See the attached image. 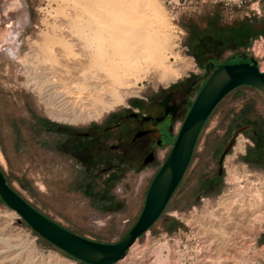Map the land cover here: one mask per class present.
I'll use <instances>...</instances> for the list:
<instances>
[{"label": "rangeland", "instance_id": "obj_1", "mask_svg": "<svg viewBox=\"0 0 264 264\" xmlns=\"http://www.w3.org/2000/svg\"><path fill=\"white\" fill-rule=\"evenodd\" d=\"M117 1L0 0V152L4 158L0 168L9 185L44 215L77 235L105 244L119 243L139 221L149 187L171 154L180 133L176 130L180 123L183 126L208 72L212 75L222 65L251 62L253 57L250 48L209 35L191 48L190 28L204 31L211 29V23L237 26L250 21L264 29V0H119L122 6ZM91 7V13L86 11ZM140 9L151 15L148 30L143 19H137L143 17ZM92 11L102 18L123 13L118 22L132 19L137 38L130 36L132 44L124 40L113 44L117 48L110 47L125 51L140 45L139 58L132 60L135 53L113 62L109 43L92 49L91 44H99V36L93 40L89 34ZM146 32L148 39L141 35ZM82 47L86 49L81 51ZM258 61L264 72V57ZM179 89L189 90L188 103L156 163L144 168L140 156L117 157L111 152L109 144L122 135L107 133L108 128L115 129L123 120L121 130L126 131L132 113L145 114L151 104ZM116 96L124 100L110 111L104 109ZM63 101L78 111L76 122L52 118V112L65 111ZM91 112L95 117L84 118ZM248 124L258 131V138L243 132ZM92 130L90 139L72 133ZM163 156H167L164 162ZM203 200H209L208 207ZM263 213L264 92L246 86L215 109L164 214L137 241L134 251L116 264H209L208 260L220 257L221 264H264ZM200 225L211 235L200 234ZM219 226L233 234L236 246L205 244L219 236ZM55 247L0 203V264H84ZM219 250L225 253L218 255Z\"/></svg>", "mask_w": 264, "mask_h": 264}, {"label": "water", "instance_id": "obj_2", "mask_svg": "<svg viewBox=\"0 0 264 264\" xmlns=\"http://www.w3.org/2000/svg\"><path fill=\"white\" fill-rule=\"evenodd\" d=\"M264 92V73L256 60L218 67L194 102L173 150L149 187L143 213L128 235L116 244L99 243L53 221L16 192L0 168V197L43 239L85 264H116L159 221L189 169L206 123L218 105L241 87ZM234 139L222 157L233 149ZM222 171V170H221Z\"/></svg>", "mask_w": 264, "mask_h": 264}, {"label": "flooded vegetation", "instance_id": "obj_3", "mask_svg": "<svg viewBox=\"0 0 264 264\" xmlns=\"http://www.w3.org/2000/svg\"><path fill=\"white\" fill-rule=\"evenodd\" d=\"M209 75L210 72L206 78H209ZM188 91L184 89L172 91L163 100L151 104L145 114L132 113L129 118L131 124L126 131L121 130L123 120L116 124L115 129L108 128L107 133L118 131L122 135L115 140V143L109 144L111 152L116 153L117 157L135 158L140 156L143 158L142 167L144 168L156 163L157 159L163 155L162 149L168 145V140L174 137L175 122L182 115L188 103ZM243 132L253 133V136L258 138V131L251 124L246 125ZM72 133L84 139H90L95 131ZM166 134L167 137H165ZM94 146L99 148L97 143ZM173 146L174 144L172 148ZM165 157L167 158V156ZM223 173L221 171V176Z\"/></svg>", "mask_w": 264, "mask_h": 264}, {"label": "bare ground", "instance_id": "obj_4", "mask_svg": "<svg viewBox=\"0 0 264 264\" xmlns=\"http://www.w3.org/2000/svg\"><path fill=\"white\" fill-rule=\"evenodd\" d=\"M119 1V0H118ZM118 1L116 2V3H118ZM120 2V1H119ZM122 2H124V1H122ZM121 3V2H120ZM94 4V3H93ZM111 4V3H110ZM115 4V3H114ZM119 4V3H118ZM122 4L123 3H121V6H122ZM113 5V4H112ZM97 6H100V4L98 3L97 4ZM116 6H118L117 4H116ZM116 6H115V8H116ZM118 9H119V7H117ZM116 8V9H117ZM124 8V7H123ZM130 8V7H129ZM129 8H127V9H129ZM86 9V8H85ZM84 9V10H85ZM90 9L91 10H93L92 9V7L91 8H88V9H86V11L87 10H89L88 12L89 13H91V11H90ZM107 9V8H106ZM120 9H122V8H120ZM147 9V8H146ZM123 10V12L124 11H126L125 9H122ZM96 11V10H95ZM95 11H92V13L93 12H95ZM106 11V14H108L107 13V10H105ZM116 12H119L118 10H115ZM115 11H114V13H115ZM137 11V10H136ZM140 11H141V9H140ZM110 12V11H109ZM97 13V12H96ZM96 13H93V14H90V15H92V21H91V23H90V25L88 26L89 28H90V33L89 34H91V36H99L98 37V42H99V44L98 45H93V44H91L90 45V47L92 48V49H97V50H99V48L101 49L102 48V45H105V44H108L109 46H106V47H108V48H111L110 46V44H114V43H117L118 42V44L120 45V43L119 42H121V41H123L124 42V40H128V38H130V36H134V37H136L135 36V32H136V25L134 26V25H132V24H134L133 23V21H132V19H130V20H128L127 21V18H129V17H126L125 19H126V21L125 20H121L120 22H118V20L119 19H121V16H123V17H125V15H121V14H123V13H120V15L119 16H117L116 15V13L114 14V15H116L117 17H120L119 19H117V17L115 18V17H111V18H102L101 17V15L102 14H100V12H98L100 15H98V14H96ZM113 14V12L111 11L110 13H109V15L110 14ZM136 13H138V11L136 12ZM136 13H135V15H136ZM141 13L143 14V17H137V19L138 18H140V19H143V21L146 23V26H147V22H148V18L149 17H151V15L147 12H143V11H141ZM151 13H152V11H151ZM155 13V12H154ZM130 15H131V13H130ZM138 15H140V14H138ZM156 15V14H155ZM73 16H74V13H73ZM103 16V15H102ZM127 16V15H126ZM132 16V15H131ZM137 16V15H136ZM153 16V15H152ZM122 17V18H123ZM133 17V16H132ZM155 17V16H154ZM153 17V18H154ZM74 18V17H73ZM135 18V16L133 17V19ZM160 18V17H159ZM154 19H156V18H154ZM135 20V19H134ZM84 21V20H83ZM159 21V20H158ZM157 21V22H158ZM134 22H137V21H134ZM143 22V23H144ZM160 22V21H159ZM68 23V22H67ZM142 23V24H143ZM144 23V24H145ZM61 24V23H60ZM64 24H66V23H64ZM63 24V25H64ZM149 25V24H148ZM158 25H160V24H158ZM62 26V25H61ZM150 26V25H149ZM161 26V25H160ZM160 26L158 27V28H160ZM139 27V26H138ZM162 27V26H161ZM143 29H145L144 28V26L142 27ZM147 28V30H148V26L146 27ZM150 28V27H149ZM152 29H154V28H152ZM146 30V31H147ZM161 30H162V28H161ZM143 31V30H142ZM145 31V30H144ZM159 31V30H158ZM139 32V31H138ZM148 32V31H147ZM143 33V34H141L142 35V37L143 38H146V39H148L149 38V35H148V33ZM150 32V31H149ZM154 32V34H155V31H153ZM161 32V31H160ZM65 33V32H64ZM67 33V32H66ZM157 33V32H156ZM59 34H61V33H59ZM68 34V33H67ZM158 34V33H157ZM66 35V34H65ZM141 35H139V34H137V36H141ZM60 37L62 36V34L61 35H59ZM70 36H72V35H70ZM94 36V38H93V40L94 39H96V37ZM156 36V35H155ZM9 38V37H8ZM11 38V40L12 39H14V38H12V37H10ZM137 38V37H136ZM140 38V37H139ZM143 38H141V39H143ZM64 39H66V38H64ZM68 39V38H67ZM71 39V38H70ZM146 39H144V41H146ZM138 40V39H137ZM140 40V39H139ZM6 41H8L7 39L5 40V42ZM73 41V40H72ZM76 41H77V39H76ZM135 40H133V42H134ZM64 41L63 40H61L60 41V43H63ZM70 42V41H69ZM79 42V41H78ZM126 42V44H127V41H125ZM130 42V43H129ZM149 42V41H148ZM151 42H152V40H151ZM14 43V42H13ZM75 43V42H74ZM102 44V45H101ZM122 44V43H121ZM128 44H132V42L130 41V40H128ZM134 44H135V42H134ZM116 45V44H115ZM115 45H113V46H115ZM125 45V44H124ZM112 46V48H114ZM78 47V46H77ZM79 47H81V46H79ZM86 47V46H85ZM84 47V48H85ZM130 47V46H129ZM128 47V49L127 50H125V51H121V50H113L112 48L110 49V50H112V51H114L113 52V54H111L110 55V59H112L113 60V62H114V60H117V58L118 57H120V56H128V57H133L134 55H135V53H137V56L135 57V58H133L132 60L134 61L135 59H137V58H139V55H138V51L140 52V45H136L134 48H129ZM143 47V46H142ZM83 47H82V49H81V51L82 50H85ZM115 48H117V46H115ZM114 48V49H115ZM121 48H123V47H121ZM58 49V48H57ZM80 49V48H79ZM144 49L146 50V48L144 47ZM159 49V48H158ZM105 50H106V48H105ZM160 50V49H159ZM163 50V49H162ZM254 52L257 54V55H260V54H263L264 53V48H263V43L262 42H257L256 44H255V46H254ZM59 52H60V50H58ZM62 51V50H61ZM107 51V53H108V49L106 50ZM143 51V50H142ZM141 51V52H142ZM161 51V50H160ZM56 52V51H55ZM58 52V53H59ZM84 52V51H83ZM87 52V51H86ZM89 53V52H88ZM99 53V52H98ZM100 53H101V51H100ZM112 53V52H111ZM143 53H144V51H143ZM162 53V52H161ZM55 54V53H54ZM54 54H53V56H54ZM61 54V53H60ZM108 54H110V52L108 53ZM57 55V54H56ZM59 55V54H58ZM93 55V54H92ZM62 56V55H61ZM60 56V57H61ZM86 56H88V55H86ZM90 57H91V55H90ZM105 57V56H104ZM88 58V57H87ZM99 58V57H98ZM121 58V57H120ZM88 59H90V58H88ZM93 59V58H92ZM91 59V60H92ZM95 59H96V57H95ZM100 59V58H99ZM122 59H124V58H122ZM94 60V59H93ZM107 60V59H106ZM143 60H144V58H143ZM123 61H126V58L123 60ZM123 61H121L122 63H123ZM117 62V61H116ZM91 63V62H90ZM110 63V62H109ZM126 63H127V61H126ZM137 63V62H136ZM142 63V62H141ZM95 64V63H94ZM97 64V63H96ZM95 64V65H96ZM128 64V63H127ZM138 65H141V64H138ZM110 66V65H109ZM126 66V65H125ZM130 66H133V65H130ZM103 68H105V67H103ZM107 68V67H106ZM77 69V68H76ZM113 71H114V69H113ZM46 72V71H45ZM117 75L119 74V72H117L116 73ZM166 74V73H165ZM120 76H121V74H120ZM118 77H119V75H118ZM124 77V76H123ZM104 91V90H103ZM128 92V91H127ZM134 93V91L132 92V94ZM109 94V93H108ZM57 95H60V94H57ZM56 95V96H57ZM98 95V94H97ZM110 95V94H109ZM122 95V94H121ZM126 95H128V94H126ZM130 95H131V93H130ZM103 96H105L106 98L108 97V95H107V92L103 95ZM61 97H62V95H61ZM97 97V96H96ZM98 97H99V95H98ZM105 97H103V100L104 99H106ZM100 98V97H99ZM101 98H102V96H101ZM123 98H125V96L123 97ZM65 99V98H64ZM108 100V99H107ZM122 100H124V99H122ZM122 100H121V98L120 97H118V96H116V98H115V100H113V102H112V99H110L109 98V100L107 101V103H106V105L104 106V109H107V110H112L113 109V107H114V104H118V103H121L122 102ZM70 102H68V101H63V104L61 105V109L63 108V110H65L64 112L62 111V112H59V113H57V112H52L51 113V116H52V118L53 119H55V120H59V121H68V122H71V123H73V122H76L77 121V110L76 109H74V108H71L70 109ZM60 108V107H59ZM102 108V107H101ZM101 108H100V111H101ZM103 109V108H102ZM93 112L95 113V115H96V110L94 111L93 110ZM100 116V114H97L96 116ZM93 117H95V116H93V114H92V112L91 113H88V115L87 116H84V118H87V119H91V118H93ZM97 118V117H96ZM241 144V143H240ZM242 147H240V149H241ZM242 149H244V148H242ZM241 149V150H242ZM0 160H4V158H3V156H2V154H1V152H0ZM235 172V171H234ZM232 179V178H231ZM262 196V195H261ZM260 198V197H259ZM261 199H263V197L261 198ZM242 208H244V207H242ZM228 210V209H227ZM230 210V209H229ZM228 210V211H229ZM240 211H241V209H240ZM13 215H17V212H15L14 210H13ZM225 218H223V224L225 223V221L226 220H224ZM231 219V218H230ZM101 220V219H100ZM100 222V221H99ZM231 222V221H230ZM229 223V222H228ZM100 224V223H99ZM226 224V223H225ZM201 225H203V224H201ZM198 226L199 227V233L200 234H203L205 237H207L208 236V231H204L202 228H203V226ZM222 225V224H221ZM220 225V226H221ZM102 226V225H101ZM219 226V227H220ZM223 226V225H222ZM205 229V228H204ZM207 229V228H206ZM210 229V228H209ZM211 230V229H210ZM212 231V230H211ZM210 231V232H211ZM215 231V230H214ZM227 230H225L224 231V229H222L221 227H220V229H219V236L218 237H215V238H212L213 239V241L211 240V241H206L205 242V244H208L207 246L208 247H210L211 248V246H213V244L215 243V242H218V244L221 246V248H223V247H227V249H228V246H230V245H232L233 247L234 246H236V243H235V238L233 237V234L231 233V232H226ZM218 232V231H217ZM210 234V233H209ZM213 235H214V233H212ZM211 235V234H210ZM216 236V235H215ZM209 238V237H208ZM216 244V243H215ZM216 246V245H215ZM219 246V247H220ZM135 247V246H134ZM134 247L131 249V252H132V250L134 249ZM209 248V249H210ZM224 248V249H225ZM237 248V247H236ZM226 249V250H227ZM234 249V248H233ZM212 250V249H211ZM134 251V250H133ZM224 251V250H223ZM222 250H219L218 251V255H222V253L224 254L225 252H223ZM211 252V251H210ZM218 257H220V256H218ZM211 259H213V258H211ZM222 259V257H220L219 259H217L216 258V261H215V259L214 260H208V262H210L209 264H221V260ZM226 261L228 260V258L227 259H225ZM207 261V260H206ZM224 261V260H223ZM205 263V262H204ZM207 263V262H206ZM205 263V264H206Z\"/></svg>", "mask_w": 264, "mask_h": 264}, {"label": "trees", "instance_id": "obj_5", "mask_svg": "<svg viewBox=\"0 0 264 264\" xmlns=\"http://www.w3.org/2000/svg\"><path fill=\"white\" fill-rule=\"evenodd\" d=\"M192 34L190 38L189 47H198L199 41L206 35L214 37L218 40L228 41L237 45L238 48L249 47L252 40H256L259 37L264 38V29L257 28L256 23L246 21L237 26H223L218 23H211L210 30H201L197 26L190 28ZM0 203L5 204L3 199L0 197ZM7 206V205H6ZM178 223L171 229L174 230ZM49 243V242H48ZM51 245V243H49ZM85 264V263H84Z\"/></svg>", "mask_w": 264, "mask_h": 264}, {"label": "built area", "instance_id": "obj_6", "mask_svg": "<svg viewBox=\"0 0 264 264\" xmlns=\"http://www.w3.org/2000/svg\"><path fill=\"white\" fill-rule=\"evenodd\" d=\"M259 15H261V11L259 10ZM257 42H262L263 43V47H264V38L263 37H260V38H258V39H256V40H254V42L251 44V46H252V49H251V46L249 47L250 48V51H252V53H253V57H252V59L251 60H256L257 62H258V65H259V68H260V62L258 61L259 60V58H263L264 57V54L262 55V56H257L256 54H255V52H254V46H255V44L257 43ZM260 70L262 71V69L260 68ZM262 73H264L263 71H262ZM181 128H182V123H180L179 124V126H178V128H177V133L178 132H180V130H181ZM236 148H234V150H235ZM245 152H246V148H245ZM243 154H245V153H243ZM166 160V157L165 156H163V158H162V162H164ZM203 203H204V205L206 206V207H208L209 206V200H203ZM264 214V213H263ZM55 248H57V247H55ZM57 249H59V248H57ZM59 250H61V249H59ZM62 251V250H61ZM64 252V251H63ZM65 253V252H64ZM65 254H67V253H65ZM68 255V254H67ZM68 256H70V255H68ZM71 258H73V259H75V260H77L76 258H74V257H72V256H70ZM77 261H79V260H77Z\"/></svg>", "mask_w": 264, "mask_h": 264}, {"label": "crops", "instance_id": "obj_7", "mask_svg": "<svg viewBox=\"0 0 264 264\" xmlns=\"http://www.w3.org/2000/svg\"><path fill=\"white\" fill-rule=\"evenodd\" d=\"M260 38V37H259ZM254 42V40H252L251 42H250V45H249V47L251 46V44ZM249 47H247V48H249Z\"/></svg>", "mask_w": 264, "mask_h": 264}]
</instances>
